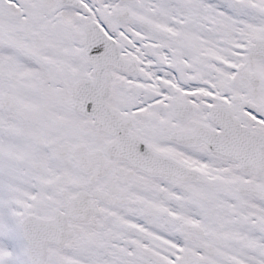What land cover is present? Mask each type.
Returning <instances> with one entry per match:
<instances>
[{
	"label": "snow or ice",
	"instance_id": "snow-or-ice-1",
	"mask_svg": "<svg viewBox=\"0 0 264 264\" xmlns=\"http://www.w3.org/2000/svg\"><path fill=\"white\" fill-rule=\"evenodd\" d=\"M0 264H264V0H0Z\"/></svg>",
	"mask_w": 264,
	"mask_h": 264
}]
</instances>
